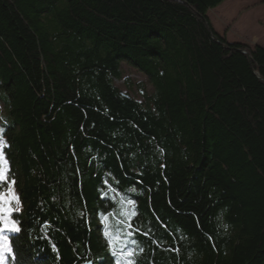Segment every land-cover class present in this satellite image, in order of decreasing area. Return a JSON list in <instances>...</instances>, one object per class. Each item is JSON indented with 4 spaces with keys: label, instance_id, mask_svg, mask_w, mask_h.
<instances>
[{
    "label": "trees",
    "instance_id": "1",
    "mask_svg": "<svg viewBox=\"0 0 264 264\" xmlns=\"http://www.w3.org/2000/svg\"><path fill=\"white\" fill-rule=\"evenodd\" d=\"M223 1L0 0L8 264H264V46Z\"/></svg>",
    "mask_w": 264,
    "mask_h": 264
},
{
    "label": "rangeland",
    "instance_id": "2",
    "mask_svg": "<svg viewBox=\"0 0 264 264\" xmlns=\"http://www.w3.org/2000/svg\"><path fill=\"white\" fill-rule=\"evenodd\" d=\"M209 16L216 30L226 34L229 41H241L250 45L260 44L264 46V0H224L221 4L209 10ZM124 79L116 80V84L125 92L131 93L139 100H143V89L151 92L152 84L146 75L141 73L128 61L123 62ZM129 84L131 86H129ZM2 110V109H1ZM1 136V130H0ZM4 140L1 139L2 145ZM2 151V148H0ZM5 158V157H4ZM7 166L0 161V168ZM6 186L0 191V195L13 193L15 199L10 205L13 210H21L22 203L19 190L13 181L5 180ZM2 204V202H0ZM7 243L0 237V249ZM5 253L4 260L0 264H8Z\"/></svg>",
    "mask_w": 264,
    "mask_h": 264
},
{
    "label": "snow or ice",
    "instance_id": "3",
    "mask_svg": "<svg viewBox=\"0 0 264 264\" xmlns=\"http://www.w3.org/2000/svg\"><path fill=\"white\" fill-rule=\"evenodd\" d=\"M3 145L0 143V148H2ZM0 161L3 162L5 166H7L8 161L4 158L3 152L0 151ZM7 180V175H6V167L5 168H0V181H5ZM131 191H135V189H131ZM15 199V195L13 193H7L4 195H0V224L3 226L0 227V237H2L5 242L7 241V232H16L19 233L21 231L20 227H18V222L16 220L11 219V213L13 209L8 206L4 205H10L11 200ZM128 204L135 206V202L132 200L127 201ZM131 215H136L135 212L131 213ZM105 220L108 219L107 216L104 217ZM105 235H109L108 232H105ZM119 240V237L116 238ZM12 249L5 243L2 249H0V261L4 260L5 253H11ZM128 255H132L131 252L128 253ZM110 264V261H109Z\"/></svg>",
    "mask_w": 264,
    "mask_h": 264
},
{
    "label": "water",
    "instance_id": "4",
    "mask_svg": "<svg viewBox=\"0 0 264 264\" xmlns=\"http://www.w3.org/2000/svg\"><path fill=\"white\" fill-rule=\"evenodd\" d=\"M80 264H94V262L90 260V261L81 262Z\"/></svg>",
    "mask_w": 264,
    "mask_h": 264
}]
</instances>
